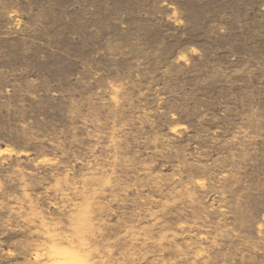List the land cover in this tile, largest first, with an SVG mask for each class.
I'll return each mask as SVG.
<instances>
[{
	"label": "rangeland",
	"instance_id": "374dc122",
	"mask_svg": "<svg viewBox=\"0 0 264 264\" xmlns=\"http://www.w3.org/2000/svg\"><path fill=\"white\" fill-rule=\"evenodd\" d=\"M264 264V0H0V264Z\"/></svg>",
	"mask_w": 264,
	"mask_h": 264
},
{
	"label": "bare ground",
	"instance_id": "6f19581e",
	"mask_svg": "<svg viewBox=\"0 0 264 264\" xmlns=\"http://www.w3.org/2000/svg\"><path fill=\"white\" fill-rule=\"evenodd\" d=\"M58 264H73V263L70 261V262H63V263H58Z\"/></svg>",
	"mask_w": 264,
	"mask_h": 264
}]
</instances>
